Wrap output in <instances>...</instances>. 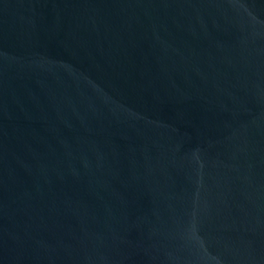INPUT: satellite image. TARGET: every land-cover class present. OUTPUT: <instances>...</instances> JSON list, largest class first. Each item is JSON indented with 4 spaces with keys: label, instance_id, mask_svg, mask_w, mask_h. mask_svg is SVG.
Instances as JSON below:
<instances>
[{
    "label": "water",
    "instance_id": "1",
    "mask_svg": "<svg viewBox=\"0 0 264 264\" xmlns=\"http://www.w3.org/2000/svg\"><path fill=\"white\" fill-rule=\"evenodd\" d=\"M0 264H264V0H0Z\"/></svg>",
    "mask_w": 264,
    "mask_h": 264
}]
</instances>
